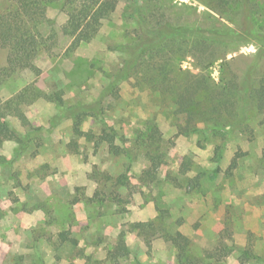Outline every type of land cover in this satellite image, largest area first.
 Listing matches in <instances>:
<instances>
[{"label":"rangeland","instance_id":"374dc122","mask_svg":"<svg viewBox=\"0 0 264 264\" xmlns=\"http://www.w3.org/2000/svg\"><path fill=\"white\" fill-rule=\"evenodd\" d=\"M161 1L167 16L197 26L193 37L226 42L217 48L220 59L205 71L206 78L205 73L200 76L196 58L187 56L177 61L176 79L206 80L216 88L224 84L222 79H234L236 111L243 113L248 104L246 115L210 123L221 124L219 133H205L207 123L198 120L195 132L183 134L186 115L177 113L174 94L142 83L143 67L116 87V96L106 94L104 86L114 84L112 78L130 59L117 47L135 36V22L123 16L132 1L120 0L92 40L75 50L62 32L65 14L50 8L53 25L20 28L26 47L38 51L34 65L40 75L12 72L0 88L7 102L35 81L46 93L62 91L64 100L61 108L43 100L24 104L21 114L7 106L12 126L30 141L11 165H0V264H36L40 258L45 264H178L162 225L186 236L191 252L209 256L208 264H264V113L244 96L264 72V0H249L248 6L246 0H229L225 6L220 0ZM6 4L0 0V15ZM257 4L253 20L249 8ZM216 28L237 35L219 34ZM50 32L57 37L48 42ZM9 56L0 43V68L9 65ZM223 60L229 66L221 69ZM203 91L196 93L198 111L208 108ZM99 98L104 112L95 117L89 110L76 133V116L68 108ZM150 120L163 140L149 157L135 135ZM110 128L125 137L115 144L126 153L115 155L106 142L97 144ZM17 147L3 141L0 158L13 160ZM220 150L224 160L218 179L201 177L215 168ZM240 154L237 168L231 169ZM157 157L161 164L147 178L144 173ZM151 222L155 227L142 234L133 227ZM122 242L127 251L118 256ZM247 247L256 257L241 258Z\"/></svg>","mask_w":264,"mask_h":264},{"label":"trees","instance_id":"16d2710c","mask_svg":"<svg viewBox=\"0 0 264 264\" xmlns=\"http://www.w3.org/2000/svg\"><path fill=\"white\" fill-rule=\"evenodd\" d=\"M7 9L4 14L0 15V43L3 47L10 51L9 65L0 68V88L4 81L11 75L12 72L19 74L31 73L38 77L41 73L34 65V60L37 56L36 50H29L23 38L20 35V28L23 26L37 27L40 24L48 23L53 25L54 20L48 18V10L50 8L58 9L65 14L66 21L62 25V32L64 35L72 39L71 50L79 48L81 45L90 42L95 34H97L104 25V22L117 10L120 0H5ZM123 16L128 20L134 21L135 36L132 41L118 45V49L127 52L130 59L125 61L120 72H118L112 79L113 83L109 86H104L103 91L106 94L117 95L115 89L127 79L134 76V70L138 67L144 68V75L141 76L142 83L148 84L155 89H160L161 92L171 91L174 94V103L178 105L177 113H184L186 115V122L183 126V134H190L196 131L198 120L206 122V128H203L205 133L222 131L221 124L212 122L226 119L227 117H235L238 120L243 119L246 115V108L248 104L243 105V113L236 111L239 109L238 100L233 93L238 89L234 79H222L224 84L220 88L211 87L206 80H193L189 77L186 82L176 79L178 69V60L181 61L187 56H192L197 60V66L202 69V75L206 70H209L215 62L219 61L217 52L220 45L226 42L221 41L219 44L214 42H207L201 37L195 36L197 26L195 24L184 25L176 20H173L166 15V8L161 0H131ZM223 6L229 4V0H220ZM229 1V2H228ZM248 6L249 0H246ZM254 7V8H253ZM258 4L249 8V17L255 19V14H258ZM219 11L213 9V11ZM150 18L148 19V16ZM245 17V16H244ZM244 20H249L248 16ZM216 31L223 35H237L234 32ZM57 36L50 32L47 41L54 40ZM218 48V49H217ZM217 49V50H216ZM221 69L229 66V62L223 60ZM258 83L249 86L250 89L244 91V96L250 98V103L255 105L258 113H264V72L260 74ZM190 76V75H189ZM193 76V75H192ZM207 77L205 73L204 77ZM197 77V75L195 76ZM205 77V78H206ZM195 84V85H194ZM199 90H204L205 105L208 108L198 111L196 107L199 102L196 98V93ZM239 94V93H236ZM46 101L55 104L60 108L64 106L63 92L57 91L54 93H46L36 86L35 81H29L23 88L14 93L7 102L0 96V145L3 141L8 140L18 145L15 150L14 158L6 161L5 158H0V165L4 162H9L11 165L14 159L19 154L26 150L30 138L28 135H23L15 130L8 118L7 106H11L14 113L21 114L22 105H32L38 101ZM102 98L89 104L88 106L79 102L72 107H69L70 113L76 116L75 132L81 133L79 123L82 120L81 116L92 111L95 117H99L103 113L101 108ZM58 107V108H59ZM241 114V115H240ZM229 127V125H228ZM108 134H103L100 137L101 142L108 145L110 152L115 155L126 153L125 148H120L115 143L125 142V137L119 135L115 128H110ZM92 136V135H90ZM91 139V138H90ZM163 140V135L154 121H147L143 128H139L136 132L135 141L139 145H143L146 150V155L151 156L155 151L153 147L158 146ZM117 141V142H116ZM152 150V152H151ZM241 154L234 158L231 162V169L237 168L238 158ZM161 158L157 157L151 167L144 173L147 178H151L153 173L161 164ZM224 160V151L215 156L216 166L211 171L200 175L206 176L211 181H216L222 172L221 164ZM132 160L127 169L130 170ZM126 178V177H125ZM200 177H197L199 180ZM136 229L141 230L142 234L147 231V228H154V223H137L134 224ZM164 238L174 245L176 249V259L178 264H208V257H198L191 252L190 240L186 238L180 231L173 228H168L164 225L160 228ZM62 240H65L63 233H60ZM127 247L125 243L119 245L116 253L120 255L125 254ZM121 252V253H120ZM217 254V252H214ZM254 254L249 247L242 251V259H253ZM36 264H45V261L40 258Z\"/></svg>","mask_w":264,"mask_h":264}]
</instances>
